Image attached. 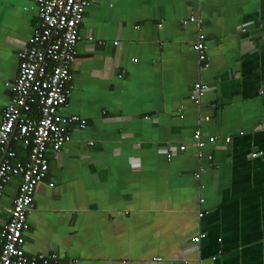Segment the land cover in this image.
<instances>
[{
  "label": "crops",
  "instance_id": "1",
  "mask_svg": "<svg viewBox=\"0 0 264 264\" xmlns=\"http://www.w3.org/2000/svg\"><path fill=\"white\" fill-rule=\"evenodd\" d=\"M36 12L37 0H0V119ZM199 33L206 65L191 48ZM80 36L61 113L86 126L48 155L25 253L264 264V0H88ZM195 130L215 141L198 147ZM18 182L0 196V250Z\"/></svg>",
  "mask_w": 264,
  "mask_h": 264
},
{
  "label": "built area",
  "instance_id": "2",
  "mask_svg": "<svg viewBox=\"0 0 264 264\" xmlns=\"http://www.w3.org/2000/svg\"><path fill=\"white\" fill-rule=\"evenodd\" d=\"M87 6L88 0H37L38 25L26 47L17 53V76L0 119V196L8 184L17 178L19 182L8 220L1 229L0 264H61L56 253L27 255L24 237L29 227L28 213L34 206L35 189L48 173V155L60 153L70 141L71 125L77 123L81 129L86 126L84 119L77 115L64 116L61 110L66 107L72 88L71 67ZM189 21L195 18L190 17ZM191 48L198 61L206 65L203 33L196 36ZM205 91V85L196 83L191 99L198 103ZM193 139L200 148L206 142L215 141L200 130L193 132ZM225 142L228 143L229 138ZM15 144L27 148L23 160L18 159L13 149ZM202 216L203 213L198 214ZM203 237L194 235L191 241L197 244Z\"/></svg>",
  "mask_w": 264,
  "mask_h": 264
},
{
  "label": "trees",
  "instance_id": "3",
  "mask_svg": "<svg viewBox=\"0 0 264 264\" xmlns=\"http://www.w3.org/2000/svg\"><path fill=\"white\" fill-rule=\"evenodd\" d=\"M13 149L16 151L18 159L23 160L24 155L27 153V148H25V153L23 152L21 146H19L18 144L13 145Z\"/></svg>",
  "mask_w": 264,
  "mask_h": 264
}]
</instances>
